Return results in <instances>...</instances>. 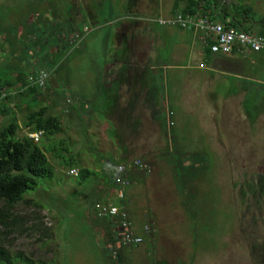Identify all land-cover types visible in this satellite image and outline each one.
Wrapping results in <instances>:
<instances>
[{
	"label": "rangeland",
	"instance_id": "rangeland-1",
	"mask_svg": "<svg viewBox=\"0 0 264 264\" xmlns=\"http://www.w3.org/2000/svg\"><path fill=\"white\" fill-rule=\"evenodd\" d=\"M163 1L170 5L171 0ZM212 1L216 9L222 6L228 13H238L236 20L243 26L246 22L241 19L242 13L247 19L264 22V0ZM115 2L108 0L107 7L111 13L121 14ZM40 3L48 10L42 11ZM74 3L76 8L80 6ZM71 5L70 0H0V24L9 38L13 37L5 41L0 70L8 72L15 66L23 70V64L31 61L30 55L43 59L49 51L45 66L42 60L28 65L50 72L52 84L70 96L69 103L61 104L66 111L61 114L58 107L48 105V89L37 96V102L61 124L70 121L73 125L72 131L60 126L55 136L33 140L38 142L51 171L23 193V200L11 210L15 219L8 221V228L0 224V249L11 258L9 264H115L103 252L107 238H101L96 228L106 219L98 217L94 209L101 201L100 188L107 184L102 168L109 169L115 163L111 153L100 147L99 128L92 126L100 121L108 138L127 133L129 136L122 140L133 148L132 160L146 164L144 182L129 184L123 190V205L132 218L141 213V223L153 229L148 239L160 235L155 246L144 242L120 250L119 264H264V86L255 84L259 93L253 96L246 92L241 102V112L248 119L236 124L228 120L231 127L229 123L224 126L219 111H207L212 103L204 77L210 74L194 68L191 55L196 50L187 60L189 39L183 34L185 46L178 43L176 47L175 40L172 46L162 40L149 46L152 68L144 70L148 78L143 79L146 83L149 79L156 91L158 103L154 114L151 112L156 119L145 118L144 113L137 126L130 120L134 113L129 108L109 109L112 105L106 103V94L101 95V109H105L102 117L95 113L93 105L97 104L92 100L112 88L111 76H115V85L125 83L128 67L117 58L120 52L113 25L102 24L79 41L82 43L69 39L74 34L66 38L63 27ZM107 7L101 6L102 19ZM13 12L15 23L7 22ZM28 16L35 18L31 21ZM79 22H74L75 30L80 28ZM18 23L29 33L28 39L22 38ZM31 35L36 37L30 40ZM37 38L42 49L37 47ZM61 41L67 42L57 47ZM128 76L132 83L138 82L135 74ZM187 87L197 93L191 100L186 93L179 102L183 96L179 90L187 91ZM215 89H220L218 83ZM9 107L18 126L29 111L38 108L27 110L25 104L14 108L12 103ZM111 114L115 118L109 121ZM259 115L263 117L257 118ZM9 119V115L0 117V127ZM213 122L218 125H205ZM223 126L228 130L224 135ZM25 132V128H19L16 135ZM157 154L160 156L155 158ZM72 168L90 174L80 180L79 175L68 174Z\"/></svg>",
	"mask_w": 264,
	"mask_h": 264
},
{
	"label": "crops",
	"instance_id": "crops-1",
	"mask_svg": "<svg viewBox=\"0 0 264 264\" xmlns=\"http://www.w3.org/2000/svg\"><path fill=\"white\" fill-rule=\"evenodd\" d=\"M72 5L75 6V2H78L80 5L76 8L72 7L71 10L67 11V24L63 28H65L66 38L70 37L72 34H75L76 32H80L81 28L83 26H87L90 28V31L88 34L84 35L82 37L85 38L90 33L94 32L96 29H98L102 24L104 25H113L115 26V36L117 37L116 42H118L117 48L120 52L118 55V59L120 61H124L125 64H127L129 74H135V78L138 80L137 83H132L129 78V74H125V83H117L118 85H115L114 80L115 76H111V85L110 87L106 88V90L102 93L99 92L98 97L94 98L92 100V103H96L97 105H93L94 111L97 114H101L100 116L104 117L103 110L101 109V95L106 94V103L112 105L109 107V109L116 110H126L129 108L131 113H134L130 120L134 121L138 124V120L141 119L142 114L145 113V118H148L153 115V110L155 109L156 103H158L156 100V91L151 87L152 83L150 80H147L144 82L143 77L148 78V74L145 73V69L152 67L149 66V56H150V49L149 46L152 45L154 42L160 40L166 42L163 44L166 45H173V41L175 40V46H179L178 43L185 46L184 38L182 37L183 34L188 36L189 44H188V58L190 56V53L194 50V52L191 55V60L195 63L194 68L195 69H203L205 71H208L210 74L209 76H205L206 78V94L208 96V100L210 103H212V107L207 109L209 112H215L219 111V118L222 120V124L224 126L228 125V123L231 121L233 124H236L237 121L239 122L241 119H248V116H246L245 112L242 111L241 102L244 100V96L246 95V92H250V94L255 95V92L259 93V87L256 88L254 85H261L264 86V52H257L252 53L248 52L245 55H238L236 53H230L226 55L221 54H210L207 50L201 49L200 44L198 41L192 38L191 34L182 31L176 28L171 27H163L158 26L155 23V19L157 17H168L170 16L174 10L172 8L173 0H171L170 5L168 6V3L163 4V0H112V1H118V6L122 10L120 13H111L109 8L108 0H70ZM116 3V2H115ZM41 4V3H40ZM39 4V5H40ZM117 4V3H116ZM40 6L42 11L48 10V6H46L44 3H42ZM102 7H107L106 16L105 19H102L100 14V9ZM215 7V6H214ZM221 13L219 12L218 15H214V20L220 21L223 24H226L224 26H229L228 23H233V17L235 18V21L237 17H235V14L228 13L225 11L226 9L221 6ZM219 9H217L218 11ZM223 10V11H222ZM33 14H35L33 12ZM113 14V15H111ZM119 14V15H118ZM0 14V18H1ZM12 16H14V12L12 15H10L7 19L8 21H11L15 23V21L12 19ZM75 16V17H74ZM7 17V16H4ZM29 20H34L35 16H28ZM99 17V18H98ZM107 17V18H106ZM98 18V19H97ZM245 23V25H236V28L259 34L261 32H264V25L263 21H258L253 18L247 19L245 16L241 18ZM2 21V18L0 19ZM79 22L80 28L78 30H75L74 22ZM43 22L46 26H48V21L43 18ZM238 22V21H237ZM20 26V27H19ZM243 26V27H242ZM5 26L0 24V56H5L4 48H5V41L11 40L13 37L10 36L5 32ZM18 29L19 33H22L23 39L24 37L28 39L29 33L25 32V28L21 24L18 23ZM16 34L15 33L13 36ZM65 36V34H64ZM35 35H31L30 40L35 38ZM71 40V38H69ZM170 39V43H169ZM84 40V39H83ZM168 41V42H167ZM35 42L37 43V47L41 48L43 45H41L39 42L40 40L37 38L35 39ZM67 41H61L57 43V47H60ZM82 43V42H79ZM78 43V45H79ZM77 45V46H78ZM53 47V46H51ZM196 48V49H195ZM43 52V51H42ZM41 54L39 52H34ZM49 53V51H48ZM48 53L42 58L40 56H31L30 63L25 62L24 69H28V71L18 70V66L14 67V70L10 71L9 74H11L12 77H15L18 73H24L34 71L35 69L31 67L30 65H35L39 63L41 60L44 62V65L48 63ZM30 64V65H28ZM199 64H203L204 66H200ZM207 65L209 67H207ZM28 66V67H27ZM168 67L172 66H163V68L167 69ZM27 73V74H28ZM213 74H217L216 76H213ZM225 77L224 79L222 77ZM50 83L48 85V105L58 107L61 114H65L66 111H64L63 105L66 104V101L69 100L70 96L67 94H63L62 89L58 90L56 88V83L52 84V77L49 79ZM128 80V81H127ZM219 84L220 89H215L216 84ZM18 84V83H17ZM20 84V82H19ZM134 86V87H133ZM150 87V88H149ZM188 94V99L191 100L194 98L195 94L197 93L195 90H191L189 87L183 89V91L179 90V94H183V96L180 97V101L182 102V98ZM108 94V95H107ZM215 94V95H214ZM91 100V99H90ZM156 101V102H155ZM68 102V101H67ZM250 104L254 105V102L250 99ZM63 103V105H61ZM69 103V102H68ZM80 104H83L82 101L79 102ZM219 109H218V108ZM108 109V110H109ZM150 112V113H148ZM153 114H152V113ZM241 112V113H240ZM189 115V114H188ZM263 116L259 115L257 118H262ZM111 121L114 120L115 115L107 117ZM216 118V117H215ZM97 119V118H96ZM156 119V118H155ZM229 120V122H228ZM98 121V119H97ZM108 121V122H109ZM90 122V121H89ZM208 123V122H206ZM240 123V122H239ZM242 123V122H241ZM66 124V126L64 125ZM101 121L98 122L94 126V128H99V142L100 147L106 151H109L111 153V156L113 158L112 164H130L134 159L132 153L133 148L130 146L125 145L124 141L122 139L127 138V133H123L121 135H115V139L112 137H106V135L103 134V130L101 129ZM141 125V124H140ZM164 123L160 124L162 127ZM207 126H217L215 122L211 124H205ZM68 128L67 130L72 131V122L64 121L63 124H61V127ZM222 129L223 135L224 133L227 134L228 130L227 128ZM62 127V128H63ZM222 127V126H221ZM229 127H231V124L229 123ZM217 133H221V131H216ZM104 135V136H103ZM129 136V135H128ZM118 138L120 140H118ZM112 140V141H110ZM123 141V142H121ZM120 142V143H118ZM103 143L106 144L105 147H103ZM129 147V148H128ZM153 155V154H152ZM140 156V155H139ZM160 155H156L155 158H157ZM142 157V155L140 156ZM150 157V155H148ZM154 157V156H152ZM136 158V157H135ZM144 158V157H143ZM146 158V157H145ZM113 166V165H112ZM110 166L109 169L112 167ZM76 169V168H72ZM109 169L105 168L103 166L102 170L105 171V175L107 176V184L103 185L101 189V202L107 203V204H113L114 201H116L115 198V188L111 185L109 181ZM78 171V169H76ZM127 178L129 180V184L133 183H143V179L145 178V173H143L141 170H138L134 167H132L128 173ZM128 184V185H129ZM140 213V212H139ZM128 216L132 222L133 228L136 233H141V228L144 223H141V213L137 216H134L133 218L130 216L128 212ZM150 223V222H148ZM110 223L108 220H106L105 223H100L96 227L97 232L100 233L101 238L105 236L108 239V231L111 233L110 230ZM160 235L152 237V242L150 239H145L144 242L150 243V245L155 246L157 239ZM104 239V238H103ZM154 239V240H153ZM104 241V240H103ZM107 241V240H106ZM143 242V244H144ZM106 244V243H105ZM104 244V246H105Z\"/></svg>",
	"mask_w": 264,
	"mask_h": 264
},
{
	"label": "trees",
	"instance_id": "trees-1",
	"mask_svg": "<svg viewBox=\"0 0 264 264\" xmlns=\"http://www.w3.org/2000/svg\"><path fill=\"white\" fill-rule=\"evenodd\" d=\"M214 5V1L212 0H173L172 8L174 10L173 13L194 14L199 11L209 18H214L213 14L219 16V12L221 13V9L217 11ZM237 14H235V17ZM242 17H244V13H242ZM233 22L235 24L228 23V25L236 28V25H239V23L235 21L234 17ZM259 34L264 36V32ZM39 69L42 68H36L34 71L29 72V74L18 73L15 77L9 74L10 71L2 72L0 70V117L5 115L10 116L9 122L0 127V224L5 229L9 226L8 221L15 219L11 210L23 200V193L32 189L36 184L37 178L49 175L51 171L50 167L47 166L43 151L37 146L38 142H33L26 134L41 132L40 138L41 136H55L61 131V123L58 117L53 114H46V108L38 105L37 96L45 92V90H40L28 79H25L27 75L28 77L29 75L30 77L34 76L35 72ZM48 74L50 79V72ZM19 82L20 85L14 88ZM45 89H48V81ZM2 94L4 96L1 98ZM16 100H18L17 105L14 103ZM67 101L66 104L69 102ZM10 103H12L14 108H19L21 104H25L27 110L39 107L34 111H29L26 114L25 121L18 126L13 118V108L9 107ZM19 128H25L26 132L17 136ZM88 174L90 173L85 169L77 171L80 180L88 176ZM34 206L37 205L34 204ZM109 235L108 231V238ZM13 257L20 256L14 255ZM10 260L11 258L8 257L7 253L3 249H0V264H9ZM114 261L115 264L121 262L120 253Z\"/></svg>",
	"mask_w": 264,
	"mask_h": 264
},
{
	"label": "built area",
	"instance_id": "built-area-1",
	"mask_svg": "<svg viewBox=\"0 0 264 264\" xmlns=\"http://www.w3.org/2000/svg\"><path fill=\"white\" fill-rule=\"evenodd\" d=\"M154 21L158 26L176 28L190 33L192 38L198 41L201 49L207 50L210 54L226 55L233 52L245 55L248 52H264V36L224 26L220 21L209 18L199 11L194 14L175 12L168 17H157ZM89 31L88 27L83 26L80 33H75L71 40L79 42ZM48 78V72L39 69L34 76H29L27 79L43 91ZM3 96L2 94L1 98ZM26 135L37 141L41 132L27 133ZM132 167L141 171L147 170L146 164L140 160H133L130 164H115L109 169L108 177L111 185L115 188L117 205L101 202L96 203L94 207L97 216L106 218L111 225V233L104 246V253L112 260L116 259L120 250L140 246L153 233L149 224L142 226L140 234L136 233L123 205V190L129 184L127 173ZM68 174L76 176L77 170L70 169Z\"/></svg>",
	"mask_w": 264,
	"mask_h": 264
}]
</instances>
